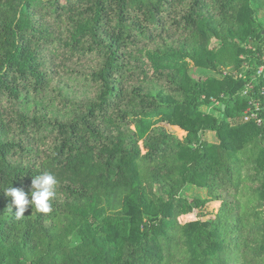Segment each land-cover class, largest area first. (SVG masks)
I'll list each match as a JSON object with an SVG mask.
<instances>
[{
    "label": "trees",
    "instance_id": "obj_1",
    "mask_svg": "<svg viewBox=\"0 0 264 264\" xmlns=\"http://www.w3.org/2000/svg\"><path fill=\"white\" fill-rule=\"evenodd\" d=\"M262 67L264 0H0V264H264Z\"/></svg>",
    "mask_w": 264,
    "mask_h": 264
},
{
    "label": "clouds",
    "instance_id": "obj_2",
    "mask_svg": "<svg viewBox=\"0 0 264 264\" xmlns=\"http://www.w3.org/2000/svg\"><path fill=\"white\" fill-rule=\"evenodd\" d=\"M57 186V178L53 174L45 172L32 179L30 199L29 194L12 186L4 194L11 198L9 208L12 210L13 206L15 207L17 218L24 216L29 205L34 207L36 211L47 214L52 210L51 200L56 195Z\"/></svg>",
    "mask_w": 264,
    "mask_h": 264
},
{
    "label": "built area",
    "instance_id": "obj_3",
    "mask_svg": "<svg viewBox=\"0 0 264 264\" xmlns=\"http://www.w3.org/2000/svg\"><path fill=\"white\" fill-rule=\"evenodd\" d=\"M264 71V68H260L258 74L261 75ZM229 73L233 74V75H237V72H232L230 69H225L224 70V75H228ZM254 86L252 85V83L247 84L245 90L243 91V96L244 97H249V106L247 108V110L244 112L242 120L245 123H249V122H256L258 125L262 124V113L264 111V105L262 104L261 101L257 100L253 95H250V93L253 91ZM264 94V93H263ZM213 102L215 103V105H219L220 101L217 99H213Z\"/></svg>",
    "mask_w": 264,
    "mask_h": 264
},
{
    "label": "rangeland",
    "instance_id": "obj_4",
    "mask_svg": "<svg viewBox=\"0 0 264 264\" xmlns=\"http://www.w3.org/2000/svg\"><path fill=\"white\" fill-rule=\"evenodd\" d=\"M261 15H263V14H261ZM192 73H194L196 77H199V75H201L202 77L206 76V73H204V72H202V73L199 72L198 73L196 70H192ZM203 111H205L206 113H212L214 115H217V112L216 111H212L211 109L204 108ZM164 126L170 132L181 133L175 127H171V126H168V125H164ZM205 139L210 141V142H216L217 141L216 135L214 133H207L206 136H205ZM186 192H187V195L189 197H205L206 196V191L202 190V189H199V188H190ZM194 220H195V218H191L189 216H185V217H182L180 219V221L182 223H187V222L194 221Z\"/></svg>",
    "mask_w": 264,
    "mask_h": 264
},
{
    "label": "water",
    "instance_id": "obj_5",
    "mask_svg": "<svg viewBox=\"0 0 264 264\" xmlns=\"http://www.w3.org/2000/svg\"><path fill=\"white\" fill-rule=\"evenodd\" d=\"M225 108V106H223V109Z\"/></svg>",
    "mask_w": 264,
    "mask_h": 264
}]
</instances>
